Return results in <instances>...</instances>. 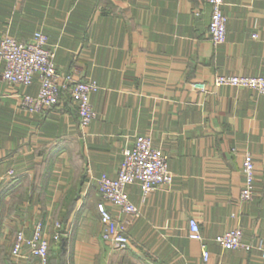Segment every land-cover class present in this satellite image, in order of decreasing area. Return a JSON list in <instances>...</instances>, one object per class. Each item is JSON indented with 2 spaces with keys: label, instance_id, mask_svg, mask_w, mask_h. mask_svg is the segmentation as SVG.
I'll return each mask as SVG.
<instances>
[{
  "label": "crops",
  "instance_id": "crops-1",
  "mask_svg": "<svg viewBox=\"0 0 264 264\" xmlns=\"http://www.w3.org/2000/svg\"><path fill=\"white\" fill-rule=\"evenodd\" d=\"M222 1L226 40L213 45L203 0H0V38L26 42L41 32L59 73L78 72L99 86L90 95L96 115L80 128L67 94L45 113L19 109L17 95H36V76L28 87L2 84L0 264L34 262L13 259L10 248L38 221L49 240L60 224L68 264H262L264 95L216 87L214 79L264 74V0ZM137 136L163 151L173 180L144 199L138 182L127 185L140 209L132 221L107 204L129 239L114 250L100 237L97 179L116 176ZM245 152L254 162L253 196L241 202ZM189 219L201 242L188 238ZM231 229L253 247L224 250L214 241Z\"/></svg>",
  "mask_w": 264,
  "mask_h": 264
},
{
  "label": "built area",
  "instance_id": "built-area-1",
  "mask_svg": "<svg viewBox=\"0 0 264 264\" xmlns=\"http://www.w3.org/2000/svg\"><path fill=\"white\" fill-rule=\"evenodd\" d=\"M210 5L211 13L207 26V33L213 45L223 44L226 40V16L222 12V0H203ZM256 35L253 34L252 37ZM47 37L41 32H35L29 41H18L4 35L0 38V94L2 84L28 87L34 77L39 80L36 95H17V104L23 112L32 115L45 113L53 109L62 94H67L75 105L78 126L86 128L94 119L96 113L90 102V95L99 88L95 80H83L78 72L59 73L56 70L54 50L48 48ZM197 90L204 91L205 85H193ZM216 87H239L264 95V74L259 76L219 75L214 79ZM243 184L239 193L241 202L250 201L253 192L254 162L251 154L245 152L242 167ZM14 171L9 170L6 178L13 179ZM173 175L168 169L167 156L159 148L152 145L146 136H137L131 147L122 151V160L115 177L102 174L97 179V191L101 201L96 210L102 222L101 240L114 250H123L129 245L124 226L113 217L107 204L115 207L126 215L130 221L140 216V209L134 205L126 191L127 185L138 182L141 187L142 199L160 187H167L172 183ZM190 240H202L198 224L193 219L188 221ZM60 224H54L52 239L60 238ZM214 241L224 250L249 251L253 245L242 240L239 229H231L215 236ZM256 248L261 253L264 264V244L260 240ZM49 239L44 232V224L38 221L34 224L30 236L18 232L13 239L10 255L18 260L24 257L34 259L32 264H48ZM26 252V256L23 253ZM202 260L208 259V252L202 246Z\"/></svg>",
  "mask_w": 264,
  "mask_h": 264
},
{
  "label": "trees",
  "instance_id": "trees-1",
  "mask_svg": "<svg viewBox=\"0 0 264 264\" xmlns=\"http://www.w3.org/2000/svg\"><path fill=\"white\" fill-rule=\"evenodd\" d=\"M36 168H37V166H36ZM47 170H48V166L43 168V170H42L43 172L42 173L41 172L40 173H36L35 180L38 178V181H41L43 179V177H45V175H46L45 173H47ZM13 188H14L13 185H10V187H8L7 191L9 192ZM65 241L66 240L63 239L60 236L61 245L58 247L59 251L56 253L57 255L51 256L50 260H49V250H48V260H49L48 264H66L67 263L66 262V258H65L66 254H67L66 253V245H65L66 242ZM53 253H54V251H53ZM9 263L6 262V264H9Z\"/></svg>",
  "mask_w": 264,
  "mask_h": 264
},
{
  "label": "rangeland",
  "instance_id": "rangeland-1",
  "mask_svg": "<svg viewBox=\"0 0 264 264\" xmlns=\"http://www.w3.org/2000/svg\"><path fill=\"white\" fill-rule=\"evenodd\" d=\"M60 245H61L60 238L57 240L52 239V237L50 238V240H49V247H50V249H49V260H50L51 256L57 255L56 253L59 251L58 247ZM53 251H54V253H53ZM65 258H66V262H67L66 264H68V254H66Z\"/></svg>",
  "mask_w": 264,
  "mask_h": 264
}]
</instances>
